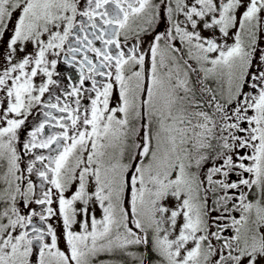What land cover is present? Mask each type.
<instances>
[{
	"label": "snow or ice",
	"instance_id": "snow-or-ice-1",
	"mask_svg": "<svg viewBox=\"0 0 264 264\" xmlns=\"http://www.w3.org/2000/svg\"><path fill=\"white\" fill-rule=\"evenodd\" d=\"M129 260L264 264V0H0V264Z\"/></svg>",
	"mask_w": 264,
	"mask_h": 264
},
{
	"label": "rangeland",
	"instance_id": "rangeland-1",
	"mask_svg": "<svg viewBox=\"0 0 264 264\" xmlns=\"http://www.w3.org/2000/svg\"><path fill=\"white\" fill-rule=\"evenodd\" d=\"M13 20H15V16L13 17ZM129 264H131V261L129 260Z\"/></svg>",
	"mask_w": 264,
	"mask_h": 264
},
{
	"label": "flooded vegetation",
	"instance_id": "flooded-vegetation-1",
	"mask_svg": "<svg viewBox=\"0 0 264 264\" xmlns=\"http://www.w3.org/2000/svg\"><path fill=\"white\" fill-rule=\"evenodd\" d=\"M23 138V137H22ZM22 167H23V164H22Z\"/></svg>",
	"mask_w": 264,
	"mask_h": 264
}]
</instances>
